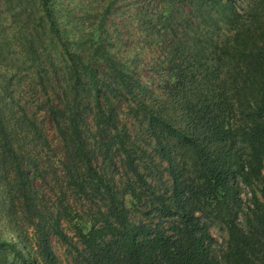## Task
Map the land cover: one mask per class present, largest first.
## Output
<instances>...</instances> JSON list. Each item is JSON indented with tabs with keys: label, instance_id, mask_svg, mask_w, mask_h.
<instances>
[{
	"label": "trees",
	"instance_id": "1",
	"mask_svg": "<svg viewBox=\"0 0 264 264\" xmlns=\"http://www.w3.org/2000/svg\"><path fill=\"white\" fill-rule=\"evenodd\" d=\"M61 1L0 0V264H264V0H124L149 84Z\"/></svg>",
	"mask_w": 264,
	"mask_h": 264
},
{
	"label": "rangeland",
	"instance_id": "2",
	"mask_svg": "<svg viewBox=\"0 0 264 264\" xmlns=\"http://www.w3.org/2000/svg\"><path fill=\"white\" fill-rule=\"evenodd\" d=\"M58 3L63 10L70 12L71 16L74 18L71 26L67 28V31L71 30L72 27H74L75 29V27L82 25V23H85V21L88 22V17H90L91 19L90 23H88L95 25V23H97L98 21V18L95 15H97V13H100L107 5L106 0H62L61 3ZM126 12L127 8L125 6L124 0H118L110 11L111 14L106 20V28L111 34L110 41H117V38L122 39V43L119 48L120 53H124L125 58L132 59L133 57H137L139 59L133 70L142 82H147L149 84V80L155 78V76L153 75L155 59L159 56H162V52L157 47H151L149 40L144 41V37L138 38L136 36L135 22L132 19L128 18ZM83 29L87 31L88 27H85ZM36 95L39 96L38 92L36 93ZM28 100H30L29 104L33 106L31 109L33 111H37L36 114L39 115V117L43 118V111L39 110L41 107L40 104H37L30 98H28ZM44 131L46 132V135L50 140H55L57 132L55 131L49 120L45 121ZM51 159L53 160V156L51 157ZM245 192H247V190H243V198L246 197ZM60 195L61 194H57L55 196H52L51 200H47L46 204L49 209H52V204L55 203L53 202V200H57V197ZM136 219L137 217H133V220ZM63 225L65 228V232L69 235H72V232L69 229L68 225L65 223H63ZM210 232L217 241V244L214 246V250L217 251L219 247L224 245L225 236L223 234H220L216 228H211ZM50 240L56 256L60 259L62 264H67V259L65 257L63 247L57 242L54 237H51ZM215 254L217 253L215 252Z\"/></svg>",
	"mask_w": 264,
	"mask_h": 264
}]
</instances>
